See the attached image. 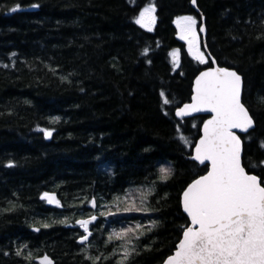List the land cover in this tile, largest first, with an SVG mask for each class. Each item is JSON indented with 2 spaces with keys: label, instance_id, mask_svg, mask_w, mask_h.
I'll return each instance as SVG.
<instances>
[{
  "label": "trees",
  "instance_id": "trees-1",
  "mask_svg": "<svg viewBox=\"0 0 264 264\" xmlns=\"http://www.w3.org/2000/svg\"><path fill=\"white\" fill-rule=\"evenodd\" d=\"M196 3L208 52L242 77L254 121L240 135L243 166L264 180V0ZM148 5L151 32L136 23ZM185 15L199 24L191 0H0V264L44 254L54 264H163L173 253L189 225L181 194L208 170L192 158L208 117L175 115L211 66L180 39L175 19ZM45 192L60 205L41 201ZM93 214L81 244L76 222Z\"/></svg>",
  "mask_w": 264,
  "mask_h": 264
},
{
  "label": "snow or ice",
  "instance_id": "snow-or-ice-1",
  "mask_svg": "<svg viewBox=\"0 0 264 264\" xmlns=\"http://www.w3.org/2000/svg\"><path fill=\"white\" fill-rule=\"evenodd\" d=\"M192 3L195 4L196 0ZM154 13L155 7L145 8L136 23L149 32L153 31ZM196 23L191 16L176 21L180 39L187 42L192 58L206 64L208 60L200 50ZM204 31V27H200L199 32ZM171 55L174 65L179 67V53L174 51ZM195 83L192 103L180 108L176 116L183 118L198 112L213 114L203 125V137L195 146L196 154L192 157L202 165L208 162L210 169L183 192V210L190 218L191 226L183 231L174 254L165 264H264V180L249 174L242 165L241 139L233 131L239 129L246 133L254 127L253 118L241 102L242 78L235 71L215 67L202 72ZM163 103L167 105L170 101L165 98ZM41 131L46 138L52 136L51 131ZM260 163L264 164V161ZM160 172L163 180L171 176L170 169L161 168ZM41 198L59 206L54 196L45 193ZM92 206L96 207L95 201ZM95 220L93 215L90 219L77 221L86 233L79 241L81 244L92 235L89 225ZM128 233H134V229L128 228L113 235L121 239ZM111 239L112 236L109 241ZM124 249L126 260L131 252L127 245ZM27 258L31 259V255ZM41 264H52V261L45 256Z\"/></svg>",
  "mask_w": 264,
  "mask_h": 264
},
{
  "label": "water",
  "instance_id": "water-1",
  "mask_svg": "<svg viewBox=\"0 0 264 264\" xmlns=\"http://www.w3.org/2000/svg\"><path fill=\"white\" fill-rule=\"evenodd\" d=\"M191 6H192V8L196 11V13L199 15V18H200V24H199V29H200V27H204V29H205V31L203 32V33H201V32H199L200 33V35H201V38H202V42H203V46H204V49H205V53H206V55H207V57H208V59L210 60V62H211V66L210 67H208V68H206V69H203V71H201L195 78H194V80H193V83H192V97L195 95V88H196V79L200 76V74L202 73V72H204V71H207V70H209V69H211V68H215V67H220L218 64H217V62H216V60L210 55V53L208 52V50H207V46H206V35H207V29H206V23H205V17L203 16V14L201 13V11L198 9V7H197V3H195V4H193L192 3V0H191ZM213 61H215V63H213ZM222 68V67H221ZM230 70V69H229ZM232 71H234V70H232ZM236 72V71H235ZM242 78V77H241ZM242 94H243V82H242V86H241V102H242ZM192 97H191V100H190V102H187V103H184L183 105H181L180 107H178L177 109H176V111H175V115H176V112L180 109V108H182L185 104H190V103H192ZM199 115H202V116H207L208 118L202 123V125H201V129H200V137L197 139V141L195 142V144H194V146H193V148H192V157H194L195 156V146L199 143V141H200V139L203 137V125L209 120V119H211L212 118V113H208V112H198V113H192V115H190V116H187V117H183V118H190V117H193V116H199ZM176 117H178V116H176ZM179 118H181V117H179ZM250 130V129H249ZM233 131L240 137V135L241 134H246L245 132H241L239 129H233ZM249 132V131H248ZM240 139H241V137H240ZM241 145H242V154H241V156H243V142H242V139H241ZM194 160V159H193ZM194 161H196V160H194ZM197 163H199L198 161H196ZM200 164V163H199ZM205 164H207L208 165V170L210 169V164H208V162H206ZM242 165H243V161H242ZM207 173V172H206ZM206 173L205 174H203V175H206ZM249 173V172H248ZM249 174H252V173H249ZM203 175H201V176H203ZM200 177V176H199ZM198 177V178H199ZM198 178H196V179H198ZM195 179V180H196ZM195 180H193L190 184H192ZM189 184V185H190ZM188 185V186H189ZM188 186L183 190V192L188 188ZM183 192H182V194H181V206H182V210H183V205H182V199H183ZM47 194H49L50 196H54L55 198H56V201H59V199H58V196H57V194L56 193H54V192H48ZM44 195V194H43ZM42 195V196H43ZM41 196V197H42ZM41 200H43V201H46L47 203H48V201L47 200H45V199H42L41 198ZM93 201H95L94 199L92 200V202ZM92 202H91V206H92ZM95 204H96V201H95ZM59 205H60V201H59ZM48 206H51V207H58L57 206V204L55 203V202H53V203H48ZM96 207H93L92 206V209H95ZM183 212H184V210H183ZM185 213V212H184ZM186 214V216H187V213H185ZM96 216V215H95ZM188 217V216H187ZM91 217H88V218H86V219H79V220H87V219H90ZM97 219H98V216H96V220L93 222V223H95L96 221H97ZM188 219H189V225L188 226H191V222H190V218L188 217ZM78 220V221H79ZM92 223V224H93ZM78 225H79V223H77ZM91 225V224H90ZM89 225V226H90ZM187 226V227H188ZM37 228H33V230H35V231H37L36 230ZM186 229V228H185ZM183 233V232H182ZM86 235V234H85ZM80 239L81 238H79V240L78 241H80ZM181 239H182V236H181ZM180 239V240H181ZM179 240V241H180ZM80 243V242H79ZM179 243V242H178ZM178 243H177V245H178ZM177 245H176V248H177ZM176 248H175V250H176ZM175 250L173 251V253L171 254V255H173L174 254V252H175ZM170 255V256H171ZM45 256H47L51 261H52V264H54V261H53V259L50 257V256H48V255H46V254H44V255H41V256H37V257H34L33 258V262H36V263H38V264H41V261H42V259H43V257H45ZM169 257V256H168ZM167 257V258H168ZM167 258L164 260V262H163V264H165V261L167 260Z\"/></svg>",
  "mask_w": 264,
  "mask_h": 264
},
{
  "label": "rangeland",
  "instance_id": "rangeland-1",
  "mask_svg": "<svg viewBox=\"0 0 264 264\" xmlns=\"http://www.w3.org/2000/svg\"><path fill=\"white\" fill-rule=\"evenodd\" d=\"M149 7H154L153 5H148V6H146L145 8H149ZM145 8H143V10L140 12V14L144 11V9ZM140 14L138 15V17H137V19L136 20H138L139 18H140ZM154 15H155V13H154ZM156 16V15H155ZM183 17H187L186 15L185 16H179V17H177L176 19H175V25H176V27H177V24H176V21L177 20H179V19H181V18H183ZM191 17H193V16H191ZM194 18V17H193ZM195 19V18H194ZM196 20V19H195ZM196 22H197V20H196ZM146 29V28H145ZM177 29H178V34H179V37H180V28L179 27H177ZM196 31H197V34H198V36H199V46H200V50H201V52H203L204 53V51H203V49H202V46H201V37H200V33H199V30H198V22L196 23ZM184 43H185V45H186V48H187V50H188V45H187V42L185 41V40H182ZM174 51H177V50H174ZM174 51H172V52H174ZM171 52V53H172ZM178 52V51H177ZM179 53V52H178ZM205 55V54H204ZM192 56V55H191ZM206 58V57H205ZM171 59H172V61H173V58H172V55H171ZM174 64V63H173ZM175 66V65H174ZM176 67V66H175ZM142 195V191H140L139 189H137V190H133V192L131 191L130 193H129V199H130V201H134V199H136V197H140ZM117 203V202H116ZM115 203V204H116ZM128 248V247H127ZM124 251H125V249H124V247L122 248V253L124 254Z\"/></svg>",
  "mask_w": 264,
  "mask_h": 264
},
{
  "label": "flooded vegetation",
  "instance_id": "flooded-vegetation-1",
  "mask_svg": "<svg viewBox=\"0 0 264 264\" xmlns=\"http://www.w3.org/2000/svg\"><path fill=\"white\" fill-rule=\"evenodd\" d=\"M81 229H82V228H81ZM90 229H91V226L89 227V231H90ZM81 231H82V230H81ZM82 232H83V235H84V234H85L84 231H82ZM83 235H82V236H83ZM82 236H81V237H82Z\"/></svg>",
  "mask_w": 264,
  "mask_h": 264
}]
</instances>
